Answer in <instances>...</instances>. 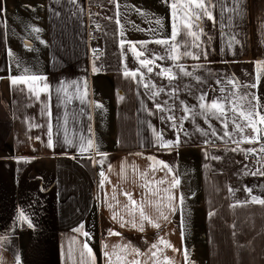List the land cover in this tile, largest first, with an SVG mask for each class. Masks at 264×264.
Returning <instances> with one entry per match:
<instances>
[{"label": "crops", "instance_id": "crops-1", "mask_svg": "<svg viewBox=\"0 0 264 264\" xmlns=\"http://www.w3.org/2000/svg\"><path fill=\"white\" fill-rule=\"evenodd\" d=\"M170 3L0 0V264H17V258L19 264H78L81 244L87 239L74 231L80 224L90 234L94 264H107L105 251L125 245L129 259L135 256L151 264V245L160 237L180 249L164 250L176 264H185L184 249L188 250V264H264V205L252 203L251 197L234 198L229 191L236 165L225 162L223 150L236 144L216 137L194 138L190 126L181 130L177 119L176 128L172 121L168 125L154 95L144 86L149 72L140 68L127 43L120 46L122 39L148 42L149 57L152 53L166 57V46L151 41L170 36ZM136 9L147 15L138 14ZM211 10L215 19L200 21L207 57L196 60L182 56L179 63L218 70L209 77L212 79L221 76L226 81L234 76L239 82L245 80L243 84L254 82L256 62L264 61V0H213ZM156 19L163 22L162 28ZM88 25L99 31V36L89 41ZM33 28L40 31L33 32ZM180 42L183 52L191 37L184 36ZM88 44L100 48L98 58L91 62L86 57ZM137 48L141 50L139 44ZM188 50L200 51L194 47ZM155 63L174 67L176 62L165 58ZM94 66L99 71L94 72ZM125 68L139 69L143 77H125ZM27 74L46 78L49 90L39 99L27 85L11 84V77ZM64 87L67 93L57 91ZM249 91L264 98V76L260 85ZM97 103L103 107L97 108ZM211 123L221 127L219 121ZM49 125L52 148L47 147ZM157 133L164 141L178 137L179 145L161 147ZM65 136L72 145L64 142ZM89 138L105 156L97 155L95 148L81 153V144L87 147ZM205 140L211 143L206 145ZM149 157L163 161L173 171L161 170ZM101 172L107 178L103 187ZM141 172L148 176L141 178ZM173 175L181 183L172 191L182 195L184 203L174 213L162 206L170 222L161 220L160 229L147 222L143 231L133 227L124 208L128 199L123 192H131L138 202L155 201L149 188L169 187ZM160 179L165 184H157ZM21 211L33 227L20 219ZM146 211L153 217L158 215L155 204L146 206ZM114 213L123 220L113 219ZM136 220L139 223L138 212ZM85 259L92 264L91 258Z\"/></svg>", "mask_w": 264, "mask_h": 264}, {"label": "snow or ice", "instance_id": "snow-or-ice-1", "mask_svg": "<svg viewBox=\"0 0 264 264\" xmlns=\"http://www.w3.org/2000/svg\"><path fill=\"white\" fill-rule=\"evenodd\" d=\"M168 3V0H165ZM171 9V16H172V30L170 36L163 39H156L151 41L153 43L159 44L161 46H166L165 51L167 56H160L155 53L151 54V57L147 55V48L145 47L146 43L148 42H132V41H120L121 48L124 47V44L127 43L129 45V50L132 52L134 57L139 61L140 68L147 69V72L152 73L154 67H160V72L157 75L163 76L169 80V82L176 80L178 75L172 71V67H161L157 65L155 62L157 60H164L165 58L171 59L172 61L176 62L173 66L179 69V73H182L183 76L192 77L194 78L197 83H203L204 81L200 76L195 75V69L193 71H188L184 65L180 64L179 61L182 56L191 57L193 59L199 60L201 56L205 58L208 55L206 49L202 47L203 41H201V36L205 35L203 32V25L200 21L203 18H207L208 20H214L212 7H213V0H171L169 4ZM118 7V5H117ZM2 11V8H0ZM138 14L140 15H147L144 11L140 9H136ZM177 19H179L180 23L177 24ZM119 24V20L116 21ZM155 23L159 25L161 28L163 27V22L160 19H156ZM98 27V26H97ZM140 31H144V29H137ZM33 32H39L40 29L33 28ZM154 31V30H153ZM121 37L124 36L123 29L121 27L120 32ZM184 36L191 37V43H185L184 48L185 50L181 52V42L180 40L183 39ZM180 38V39H178ZM235 40V37L231 38ZM43 43V41H41ZM238 43V41H236ZM137 44L140 45L141 50H138ZM231 46V43L230 45ZM194 47L196 49H200L199 52L194 53L193 51H189L188 48ZM95 52V50H94ZM9 55H12L11 51H9ZM202 67V65H198L197 68ZM256 76L254 82L250 84H241L234 76L228 78L226 81H221L220 79L216 80L217 85L223 84L224 86L219 87V92L223 95L216 96L213 99H208L207 92H201L200 95L197 97V105L188 106L181 102L183 106L184 115L180 117V125L179 127L183 128V121L191 119L193 123H195V118L200 116L204 119L206 123H208L211 132H207L204 129L197 126L196 130L200 132L204 136L211 135L216 137L217 139L224 141L227 138L228 141L236 144V147L232 148L231 151L235 152L237 150L245 152V154H255L256 149H241V143H251L256 144L259 143L261 140H264V98L258 96L256 92L249 91V89H256L260 83L262 76H264V61L256 62ZM27 69L24 70L27 73ZM93 71H99L95 66L93 67ZM125 77L136 78L138 75L143 77V73L140 72L139 69L135 71H129L125 68L124 71ZM12 85H27L28 91L32 93L37 99H39L41 93H46L49 90V85L44 82L46 80L45 77L35 74H27V75H19L10 78ZM75 83V82H73ZM145 87H149L148 84L144 85ZM241 89H245V91H241ZM63 90L67 93V87L63 89H57V91ZM23 91V89H21ZM79 91V89H77ZM177 92L176 89H173V95ZM153 95H159V92L153 93ZM70 99V97H69ZM80 99L83 101L84 95H81ZM120 99H123L121 96ZM166 103V102H165ZM97 108H102L103 105L97 103ZM158 109L163 111V107L161 105H156ZM169 111H172L169 109ZM50 114V113H49ZM212 118L217 119L220 124L222 125V135L219 134L215 128L212 127L210 121ZM168 120L172 121V127L176 128V117L174 115H169L167 117ZM232 125V130H229V124ZM246 130L250 134H246ZM51 126L49 125L48 129V140H47V147L52 148L54 146L52 135H51ZM187 135V133H185ZM239 135L240 139H234V136ZM157 142L161 147L172 148L174 146L179 145V138L177 137L176 141H164L162 134L157 133ZM36 139H39L37 137ZM64 142L68 145H72V140L68 139L67 136L64 138ZM211 141L205 140V144H209ZM87 147L84 144H81L80 151L81 153L87 151L88 149H96V154L99 156H105L104 153L99 152L98 146L94 144L93 140L89 138L86 142ZM260 153H264V145H262L259 149ZM207 155V153H206ZM89 159H93L89 157ZM150 160L155 161L154 157H149ZM212 159H220V157H212ZM261 160H264V156L261 157ZM27 162V161H25ZM261 161L258 160V163ZM93 163H103L101 161L93 160ZM155 164H158L161 170H167L171 173L173 170L169 167L168 164L164 163L163 161H155ZM247 167V165H245ZM133 171L135 172L136 169L133 167ZM153 171H155V167H153ZM101 179V187H103L105 180L104 172L100 173ZM251 175H259L264 176V163L261 164L260 168H257L255 171L251 172ZM141 178L148 176V173L141 172ZM151 181H147L145 183V187ZM157 184L163 185L165 184L164 179H160L156 181ZM180 179L173 175L171 179L168 181L169 187L160 189V188H149V195L156 197L155 201L151 200H142L140 202L136 201L131 192L125 191L123 195L127 197L128 203L124 204V208L126 209L129 216L132 217V220L129 221L132 223L133 227H138L140 231L144 230L145 222L151 225L153 228L160 229L162 224L160 223L161 220L164 222L169 221V215L165 214L162 210V206L168 208L170 213H174L178 210V207L183 205L184 198L182 195L174 194L173 189L177 188L180 185ZM43 190V189H42ZM229 191L232 192L233 189L229 188ZM245 191L250 195L251 202L264 205V198L252 195V189L246 187ZM161 192L166 193L165 195H161ZM115 200V196H113ZM167 201L165 204L164 201ZM239 203V202H238ZM119 204V201H117ZM155 204L156 212L158 213L157 216L153 217L152 215L148 214L146 211V206H152ZM235 207L236 205H231ZM138 212V219L139 223L136 220V213ZM214 213H210L209 215H213ZM20 219L27 223L28 227H33L31 220L24 214L23 211L20 213ZM113 219H121L123 217H119L117 214L114 213ZM182 227L185 226L184 219L182 217ZM75 232L80 233L82 236L86 237L87 239L84 240L81 244V248L79 251V261L78 264H87L85 257L91 258L92 264L95 262V255L93 253L92 248L88 244V239H91L90 234L87 231H84V225L80 224L77 228L74 229ZM116 234L118 233H110ZM128 246L125 245L123 248L120 246H113V250L111 252L105 251L104 255L107 259V264H148V261L141 262L140 260L135 259V256L132 259L128 258V255L125 254L124 249ZM120 249L117 251V249ZM151 253H150V260L151 264H176L174 258L169 257L164 254L165 249H172L173 252L180 251V249L175 248L168 240L164 237H160L157 243H153L151 245ZM132 252L135 253L136 256L140 255V253L132 249ZM72 250L70 249L68 252L69 258L72 256ZM183 255L185 258V264H188V250H183ZM17 264H19V259L17 258Z\"/></svg>", "mask_w": 264, "mask_h": 264}, {"label": "rangeland", "instance_id": "rangeland-1", "mask_svg": "<svg viewBox=\"0 0 264 264\" xmlns=\"http://www.w3.org/2000/svg\"><path fill=\"white\" fill-rule=\"evenodd\" d=\"M164 68L171 66H161ZM188 71H193L195 69V75L200 76L203 83H197V81L192 77L183 76L182 73H179L178 68L172 67V71L178 75L176 80L169 82V80L163 76L157 75L160 72V67L154 68L152 73L148 74V79L146 80L149 85V91L153 96V93L159 92V95H154L157 103L163 107V111L161 113L164 115L166 123L169 125L171 122L167 119L169 115H174L177 121H180V117L184 115L183 106L181 102L188 106L197 105V97L201 92L208 93V99H213L216 96L223 95L219 92V87L224 86L223 84L217 85L216 80L224 79L221 76H216L212 79L209 78L213 75L218 74V70L213 69L211 67H185ZM257 68L254 73V78L256 76ZM253 80V79H252ZM251 81H247L248 83H252ZM223 81V80H221ZM245 80H240L243 84ZM173 89H176L177 92L173 95ZM166 102V103H165ZM171 109L172 111H169ZM186 121V122H185ZM218 120L212 118L210 123L217 122ZM190 126L189 130L192 136L195 137H206L202 135L200 132L196 130L197 126L204 129L205 131L211 132L208 123H205L204 119L200 116L195 118V123L191 119L184 120L183 126ZM212 125V123H211ZM212 126L216 129V131L222 135V125ZM179 129V128H177ZM181 129V128H180ZM179 129V130H180ZM183 129V128H182ZM181 129V130H182ZM229 130H232L231 123L229 124ZM246 134H250L248 130H246ZM208 138L214 139L215 137L208 135ZM240 138L239 135L234 136V139ZM227 140V138H225ZM236 147V146H234ZM227 148L223 150V155L225 158V162H230L233 166L236 165L235 172L231 173V176H235L234 181L232 179V187L233 191L231 192L234 198H249L250 195L245 191V188L252 189V195L264 198V176L259 175H251L252 171H255L257 168L261 167L262 163L251 162L248 157L250 154H245V152L237 150L235 152L231 151L232 148ZM241 149H255V147L250 146H240ZM239 158V159H237ZM233 159V160H232ZM228 165V163H225ZM247 165V167H245Z\"/></svg>", "mask_w": 264, "mask_h": 264}, {"label": "built area", "instance_id": "built-area-1", "mask_svg": "<svg viewBox=\"0 0 264 264\" xmlns=\"http://www.w3.org/2000/svg\"><path fill=\"white\" fill-rule=\"evenodd\" d=\"M86 36H87V40L89 41L90 38L93 37H98L99 36V31L95 26L92 25H88L86 27ZM95 50V52H94ZM100 54V48L98 47H94V46H90L88 44V48H87V52H86V57H87V61L91 62L94 61L98 58ZM264 145V140H261L259 143L253 144V146L255 147V149L257 150L255 154H250L248 159L251 162H256L258 163V160H260V163H264V160H261V157L264 156V153H260L259 149L260 147ZM96 170H98V167H94V174L96 173Z\"/></svg>", "mask_w": 264, "mask_h": 264}]
</instances>
